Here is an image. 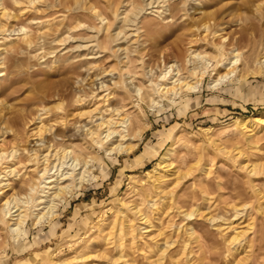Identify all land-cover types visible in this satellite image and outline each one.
I'll use <instances>...</instances> for the list:
<instances>
[{"label":"rangeland","instance_id":"rangeland-1","mask_svg":"<svg viewBox=\"0 0 264 264\" xmlns=\"http://www.w3.org/2000/svg\"><path fill=\"white\" fill-rule=\"evenodd\" d=\"M125 2L120 11L126 13L121 18L108 11L112 24L106 31V23L101 24L84 10L89 6L102 9L105 0H69L64 8L51 9L57 10L58 16L49 18L47 12L54 11L36 14L34 6L22 13L20 6L8 1L7 9L15 15L13 19H0L7 24L6 28L24 25L29 31L41 28L42 34L35 47L8 55L4 48L21 40V36L0 33V146L9 158L13 149L20 153L23 148L32 147L36 141L32 134L41 128L47 130L43 133L46 141L52 140L55 133L67 134L63 141L52 140L54 147L88 146L81 140L82 129L85 125L93 126L96 117L80 112L96 106L106 108L101 100L92 98L93 92L117 94L128 84L142 86L145 93L156 96L150 80L156 81L164 60L186 69L189 52L197 51L210 55L215 63L219 53L213 43L224 44L229 52L235 48L243 58L264 56V15L256 10L263 0ZM61 13L66 19L59 20ZM35 15L41 19L33 20ZM46 18L48 24L38 23ZM126 18L132 19L130 26ZM144 21L154 22L152 34L145 33ZM205 21L216 26L215 36L203 30L201 22ZM92 25L96 32L88 30ZM119 32L114 40L111 34ZM124 49H135L130 56L135 59L130 68L122 62L127 60ZM151 67L153 72L145 76L143 73ZM211 74L205 75L197 91H186L175 101L165 99L161 106L143 102L139 109L138 97L130 94L125 109L137 114L144 125L137 147L130 152L109 154L99 146L89 149L97 156L93 167L96 179L68 197L50 222L37 226L29 220L19 239H15L10 228H4L0 264H54L71 260L72 264H264V197L258 200L257 194L259 191L264 196V175H253L240 168L242 162L264 163V126L258 125L253 133L248 132L254 134L249 139L231 132L235 120L264 115V75L236 78L214 87L216 73ZM104 79L112 80L108 82L109 89H97L96 83ZM79 96L81 102L77 101ZM113 102L117 101L109 103ZM41 114L42 120L38 119ZM171 147L176 151L171 155L174 168L167 184L173 194L149 192L146 187L152 179L147 171L155 168ZM220 147L231 154H224ZM73 159L72 154L67 156V167L75 163ZM13 163L6 161L0 167ZM14 167L7 178L20 188L33 166ZM5 190L4 193H12L11 188ZM2 197L0 193V200ZM171 199H175L176 207L170 212L153 211V204L159 208ZM125 201L138 206L154 225L137 242L124 236L121 225L111 229L114 215L124 210ZM234 206L241 209L238 217H234ZM177 208L183 212L200 209L201 215L184 217ZM210 216L224 220L211 222L207 220ZM122 218L119 215L116 221L120 223ZM231 221L239 229L247 230L248 242L229 252L232 246L227 244L224 229ZM251 222L254 225L248 227ZM189 227L195 230L192 237L187 233ZM158 228L163 229V235L156 238L157 242L149 240ZM106 232H110L107 237ZM186 242L190 245L184 250ZM80 255L86 258H76Z\"/></svg>","mask_w":264,"mask_h":264},{"label":"bare ground","instance_id":"bare-ground-1","mask_svg":"<svg viewBox=\"0 0 264 264\" xmlns=\"http://www.w3.org/2000/svg\"><path fill=\"white\" fill-rule=\"evenodd\" d=\"M8 1L9 0H0V19H2L3 17H6L8 19L12 17L11 19H13L12 15H15V14L10 13L12 11L10 12L8 11L7 9ZM105 1H106L105 6L102 9H98L97 6H89V7L84 8V10L89 15H91V17L93 16L97 20H100L99 22L101 24L106 23V27L105 26L104 27L107 31L109 30L112 24L111 23L112 19H110L111 15L108 14V11L111 12L113 14V17L115 18H121L119 16L121 14L123 15L124 13H126V11L124 12L120 11L121 7H124L125 0H105ZM12 2L15 5L21 7L20 11L22 13L27 12L29 10L28 7L35 6L34 8H35L36 14H39V13L42 14V13L47 12V10H51L57 7L64 8L65 6L69 5V0H12ZM130 5L128 7H130ZM42 7H45V8H42ZM79 7H82V6H79ZM30 10L32 9L30 8ZM256 10L259 12L260 16L263 17L264 3L257 4ZM51 11H54V10H51ZM56 12L54 11L53 14L51 12L50 14L47 12L46 17L49 18V16H53V15L58 16ZM60 18L66 19V15L64 13H61L59 15V20ZM39 19L41 18L35 15V18L33 20L39 21ZM48 22L49 21L47 19L45 21H42V22L40 21L38 23L48 24ZM130 22H132V19L131 20L127 19V26L128 25L130 26ZM145 23H144L145 33H147L148 35L149 33L152 34L151 32H154V28H153L154 22H149L148 24L146 23L147 25H145ZM6 26H7L6 23L3 24V22H0V33H2V35L3 33L5 35L7 32H9V34L7 33L8 35H11L13 33V35L16 34V37L21 36L20 38L21 40L12 42L8 46L5 44L7 47L4 48L5 49L4 51L8 55L9 54H12V55L19 54L21 50L26 51L27 49L36 45L38 40L42 36L41 28L37 30L29 31L27 27L24 25H21L18 28L12 25H11L12 27L8 26L7 28ZM201 26L203 27V30L205 32L211 35L213 34V36H215L216 33L218 32V30L215 29L216 26L215 25L212 26L210 21L201 22ZM76 28H77V25H76ZM95 28L96 27L92 25L89 27L88 30L93 31L95 30ZM139 29L141 28L139 27ZM263 34H264V31H263ZM119 35H120V32L113 34V35L111 34V37L114 40H116V38ZM5 39H7V36L5 37ZM3 42L5 43L7 41L4 40ZM213 48L215 51L219 53V60H217L215 63L213 62L212 57L210 55L205 54L204 52L203 54L197 51L189 52L188 54L189 58L187 57L188 58L187 63L184 61V63H186L188 66L186 67V69H184L185 66L181 67L176 62L169 63L166 60L162 61V66L160 65V71L156 75V78H155L156 81L154 82V80H150V84L152 85L153 90L156 93V96H154V94L150 92L145 93L142 86H136V85L132 86L128 84H126L125 87L123 86L124 91L117 93V94L115 92H107L106 94H103V95L100 94L101 95L100 96V95H94L95 92H93L92 90L93 92V95L91 94L93 96L92 98L96 97L98 98V100H101L103 103L106 104V105L104 104L106 108L104 107L105 109L102 110L96 106L92 110H85V111L80 112V115H88L91 118L96 117V120H94L95 124L93 126L87 128V126L85 125V128L82 129L83 134L81 135L82 136L81 140L85 141L84 144L88 146H85L79 143L80 145L78 144L69 145V146L66 145V146H60L59 148L57 147L58 146L57 144V146L54 147L56 143L52 144L51 143L52 140H55L54 142L63 141L64 139L67 138V134H65L64 132L55 133L52 140L46 141L43 138V133L44 132L46 133L47 130H42V128L32 134L34 138L36 137L35 144L32 147L23 148L20 153H19L20 150L13 149V151L11 152L10 158L8 157L7 152H5L4 149L2 148L3 146H0V161H1L0 164H4L6 161L7 162L14 161L12 165L8 164L9 166L7 165L6 168L5 167L2 168L3 166L0 167L2 168L0 169V193L3 194V197L0 200V241L2 238L1 235H3L1 234V231L4 228H7V229L10 228L11 232L16 237L15 239H19V237L23 233L26 232V226L29 220H31L34 223V225H37V226H40L42 225V223H45V222H50L52 219H54L58 215L59 207L63 203L66 202L68 197H70L71 195H73V193L82 189L86 183L88 182L90 183L91 180L96 179L97 176L94 174L93 167L95 165V160L97 156L92 154L93 151L91 152L89 149L99 146L101 148H104L105 151L109 154L113 152H120V153L130 152L137 147L139 139L144 129V125L142 124L137 114L133 115L125 109L127 107L125 105V101L128 99L130 94L133 93L138 97V103L136 104V106L139 109H141L142 108L141 103L143 102L150 103L149 104L150 106L151 105L161 106L160 103L165 99L169 101H175L178 97H180L186 91H197L199 89V85L201 84V80L205 77V75L208 72L212 73L211 75H213L214 72L216 73V75H214V78H213L214 87H217L226 81H231L236 78L237 79L239 78L240 80L243 78H247L251 75H264V56H261V54L256 55V58L252 55L247 56L246 58H243L240 52L237 51L235 48L231 49L230 52L226 51L224 49L225 48L224 44L213 43ZM124 50L126 54L125 58H127V60L122 61V62L124 63V66L130 68V65H131L130 63H133L135 61V59L130 58V56H132L131 54H133L135 49H132V50L124 49ZM137 52L139 53L141 51L137 50ZM90 58H92V56ZM139 59H140L139 62L141 61L140 63L142 64L143 56L140 55ZM196 59L198 60V62H195ZM152 70L153 68L151 67L149 70L145 71L143 74L147 76L150 72L151 73L153 72ZM184 70H186V72ZM111 81H112L111 79H104L100 82H97L96 83L97 89L98 88L103 89L106 87L104 90H108L109 89L108 82L110 83ZM112 84H115V83L113 82ZM92 85L94 86L95 84H92ZM81 97L82 96H79L77 98L78 102L82 101ZM110 100H115L117 102L109 103ZM104 113H106L107 116H105ZM38 119H41V120L43 119L42 114L38 116ZM258 125L264 126V115H256L253 118L246 117V118L235 120L234 123L231 125V132L232 134L237 133V134L243 135L249 139L254 135V134H249V133L252 131H255L254 129ZM73 136L75 137L74 134ZM220 149L221 151L224 152V154L230 153L228 150L226 151L224 147L223 148L220 147ZM85 150H89V151L86 152ZM174 150H175V147H171L170 149H168V151L164 155H162L161 160L158 163V165L155 168L147 171V174L152 179L150 180L151 181L150 184L146 187V190H148L149 192H155L157 195L158 194L169 195L173 192L172 190L168 189L170 185L167 183L168 181H170L169 178L172 174L171 171L174 168L173 166L174 161H172L173 158L171 159V155L174 152ZM70 154H72L74 158L73 160L75 163H72L70 167H67L66 159H67V156ZM233 157H236V155H233ZM16 165H26V167L30 165L33 166L31 171H29L30 174L28 175V177L22 180V183L24 184H22L20 188H17L14 184H12V181L10 183L9 179L7 178L9 176V171H11L12 168ZM240 168L245 169L247 173H251L253 175H257V174L264 175V163H256V164L254 163L251 165H248V164L243 165V162H242ZM5 188H11L12 193L11 194L4 193L7 190V189L5 190ZM257 192L259 196L258 200L264 197L261 194V192L259 191ZM152 202L154 201L152 200ZM173 203L175 204V199L174 200L171 199L169 202L162 204L161 207L159 208L156 207V204H153L152 206L153 207L155 206L153 211L154 210L162 211V214H164V212H168L170 209L176 207L175 205H174L175 207L173 206ZM180 208H177V209L179 213H184L183 214L184 217L190 218L193 214L201 215L200 209L192 208V210L190 211L183 212L180 210ZM123 209H124L123 211L119 210L114 215L115 220L112 223L113 226H111L112 227L111 229H114L115 226L119 227L121 225L122 227L121 229H123L124 227V231H125L124 236L129 237L130 239H132L133 242H137L138 240L142 238L144 233L146 231L149 232L150 229L154 227V225L152 224V221L149 220L147 215L141 212L138 206H132L129 204V202L125 201ZM258 210H260V208ZM126 212H129V213H126ZM241 213H242L241 209L235 207L234 217L240 216ZM119 215L123 217L120 223L116 221ZM208 219L211 222L212 221L218 222L219 220L220 221L224 220V218L222 217L218 218L214 216H210L207 218V220ZM233 224H234L233 221H231L228 227L224 229L227 231L226 233L228 234L227 240H226L228 241L227 244L232 246L231 248L228 249L229 252L232 250L236 251L237 248H240L238 247V245L240 244L242 245L244 244V242L245 243L248 242L245 237L246 234L248 233L247 230L239 229L238 227L239 225H233ZM252 225H254L253 222L249 223L248 227L250 226L252 227ZM161 229L160 228L156 229L157 233L154 236H150L149 234L148 235L150 236L149 240L157 242L156 238L158 236H162L164 233L162 232L163 229L162 230ZM180 229L181 227H179L176 230L177 233L179 232ZM190 229H191L190 231L187 230V233L190 237H192L195 234V230L192 227ZM108 235H110V232H106V237ZM111 237H113V235ZM164 239H165V242H168L166 240V237H164ZM188 245H190L189 242H186L184 250L188 247ZM248 251L250 252L249 249ZM76 258L85 259L86 256L80 255V257L76 256ZM203 258H207V257L205 256ZM71 261H67V262L66 261H62V262L55 261L54 264H69L71 263Z\"/></svg>","mask_w":264,"mask_h":264}]
</instances>
